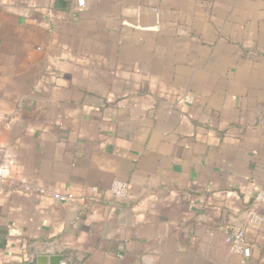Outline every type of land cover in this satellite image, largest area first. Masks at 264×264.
Returning <instances> with one entry per match:
<instances>
[{"label":"crops","instance_id":"crops-1","mask_svg":"<svg viewBox=\"0 0 264 264\" xmlns=\"http://www.w3.org/2000/svg\"><path fill=\"white\" fill-rule=\"evenodd\" d=\"M259 190L264 0H0V264H264Z\"/></svg>","mask_w":264,"mask_h":264},{"label":"built area","instance_id":"built-area-1","mask_svg":"<svg viewBox=\"0 0 264 264\" xmlns=\"http://www.w3.org/2000/svg\"><path fill=\"white\" fill-rule=\"evenodd\" d=\"M77 5L83 6L84 0H77ZM24 189L26 191H35L39 194L50 195L54 199L61 202H67L73 199V196L71 194L49 193L47 190L43 188H35L31 185H25ZM110 192L114 197V199L124 198L126 197V195H128L129 184L126 181H122L118 179L113 180L110 185ZM254 200L264 205V190H259L256 193ZM224 242L233 253H236L241 256L242 264H247V260L250 257L251 249H250V245L246 241L244 229L238 228L229 231L224 237ZM59 264H67V263L61 261L59 262Z\"/></svg>","mask_w":264,"mask_h":264},{"label":"water","instance_id":"water-1","mask_svg":"<svg viewBox=\"0 0 264 264\" xmlns=\"http://www.w3.org/2000/svg\"><path fill=\"white\" fill-rule=\"evenodd\" d=\"M61 259H62V257L59 255H53V256H50L48 258L43 257L42 258V262H43L42 264H46L47 260L49 261L50 264H58Z\"/></svg>","mask_w":264,"mask_h":264}]
</instances>
